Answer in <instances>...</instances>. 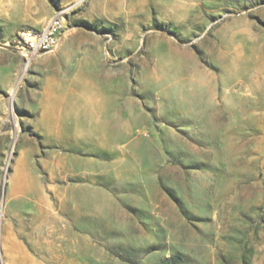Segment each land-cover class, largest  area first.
Returning a JSON list of instances; mask_svg holds the SVG:
<instances>
[{
	"label": "rangeland",
	"instance_id": "obj_1",
	"mask_svg": "<svg viewBox=\"0 0 264 264\" xmlns=\"http://www.w3.org/2000/svg\"><path fill=\"white\" fill-rule=\"evenodd\" d=\"M0 264H264V0H0Z\"/></svg>",
	"mask_w": 264,
	"mask_h": 264
},
{
	"label": "built area",
	"instance_id": "obj_2",
	"mask_svg": "<svg viewBox=\"0 0 264 264\" xmlns=\"http://www.w3.org/2000/svg\"><path fill=\"white\" fill-rule=\"evenodd\" d=\"M65 30L64 18L55 16L40 30L26 29L20 31L13 42V46L30 55L52 52L59 46Z\"/></svg>",
	"mask_w": 264,
	"mask_h": 264
}]
</instances>
